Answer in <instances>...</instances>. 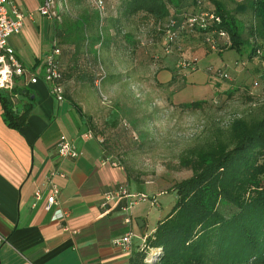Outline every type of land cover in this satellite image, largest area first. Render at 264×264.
<instances>
[{
	"label": "crops",
	"instance_id": "obj_1",
	"mask_svg": "<svg viewBox=\"0 0 264 264\" xmlns=\"http://www.w3.org/2000/svg\"><path fill=\"white\" fill-rule=\"evenodd\" d=\"M87 2L65 0V6L69 3L78 11L75 18L96 13L93 4L89 6ZM40 3L41 0H10L8 4L9 8L15 5L24 14L22 28L9 37L8 46L28 71L26 76L13 77L12 85L26 88L30 93L26 95L23 90L20 95L15 94L13 104L19 111L24 103L32 109L27 123L16 130L3 121L0 104V234L5 238L0 245V264H127L132 252L154 231L157 221L170 211L176 196L171 193L173 202L170 201V208L165 213L158 211L162 205L158 198L164 195L158 192H151L149 198L129 208H125L129 201L126 198L101 207L103 195L121 184L127 185L132 196L141 193L124 184L121 168L110 160L113 156L110 148L99 142L95 131V137H83L89 129L115 124L109 121L111 111L102 118L104 108L98 103L97 95L92 96L95 87L79 71L78 65L84 60L79 59L76 48L70 49L72 45L62 46L59 56L65 72L64 100L58 102L50 95L49 85L41 78L44 57L51 49L55 26L58 25L60 38L66 34V18L63 13L58 16V22L41 16L38 12ZM105 6L107 15L101 32L99 26H91L90 35L92 38L104 35L105 44L97 47L95 59L107 64L105 59L102 60L101 49L121 50V54H125L134 41L123 31L124 23L130 17L123 14L122 3L105 0ZM185 39L187 37L181 38ZM183 45L189 52L191 45L186 40ZM162 55L160 61L164 69L176 63L175 54ZM84 66L83 63L80 68ZM105 72L107 76L101 85L106 90L128 77L123 70L116 74L109 69ZM34 75L38 80L31 83ZM111 76L115 77L109 78ZM61 135L74 141L80 156L62 158L57 155L55 145ZM54 170L63 174L55 175L53 180L60 190L59 207L70 213L67 220L70 230L52 222V209L46 207L48 175ZM36 189L42 191L39 199L34 197ZM151 215L156 217V222L150 227L148 219ZM127 217H131L132 224L125 222ZM129 228L135 235L132 250L128 252L114 246L112 241Z\"/></svg>",
	"mask_w": 264,
	"mask_h": 264
},
{
	"label": "trees",
	"instance_id": "obj_2",
	"mask_svg": "<svg viewBox=\"0 0 264 264\" xmlns=\"http://www.w3.org/2000/svg\"><path fill=\"white\" fill-rule=\"evenodd\" d=\"M118 1L126 17L143 14L156 25H163L164 33L167 30L174 33L175 41L190 37L204 42L205 36H216L213 30L219 28L229 37L228 49L243 53L250 48L247 53L250 59L264 52V0L236 3V14H251L248 27L220 0ZM207 9L221 16L219 25L209 23L202 28L189 22ZM104 22L105 18L101 22L97 12L66 19L63 38L58 35V25L55 26L53 39L61 52L64 45H72V51L76 48L85 65L82 69L83 63L78 65L79 71L92 84L90 67L99 61L95 59L97 47L104 45L105 39L103 34L92 38L90 27L99 26L101 32ZM59 56L63 83L65 72ZM106 76L105 72L102 82ZM112 77L115 76L109 78ZM23 90L30 95L26 88L15 85L0 88L3 121L16 130L27 123L32 109L25 103L22 111L14 107V95ZM195 105L196 102H191L184 106ZM181 164L191 169V175L166 190L175 194L174 204L157 221L143 244L132 252L127 264H264V114L251 121L234 120L228 142L219 141L196 150L191 157H183Z\"/></svg>",
	"mask_w": 264,
	"mask_h": 264
},
{
	"label": "rangeland",
	"instance_id": "obj_3",
	"mask_svg": "<svg viewBox=\"0 0 264 264\" xmlns=\"http://www.w3.org/2000/svg\"><path fill=\"white\" fill-rule=\"evenodd\" d=\"M64 1L57 0V17H53L57 22L62 13L67 20L75 19L78 13ZM220 1L248 27L251 14L235 12L236 3L242 0ZM86 4L92 5L89 0ZM124 26L123 31L134 42L125 54L101 49L107 63L101 65L114 74L123 70L128 77L107 90L100 85L92 94L104 108L102 118L111 111L109 121L115 125L92 131L105 138L103 144L113 154L110 160L121 168L124 184L148 198L151 192L164 193L158 198L162 204L158 211L165 213L173 202V195L166 190L192 173L181 164L182 158L219 141L228 142L234 120L251 121L264 114V52L250 59V48L243 53L234 49L209 51L199 38L190 37L185 39L191 45L189 52L181 39L166 52L163 25L136 14ZM163 53L176 57L168 69L161 67ZM183 59L196 61L183 68ZM209 68L214 73H209ZM217 71L227 76L217 77ZM191 102L196 105L184 106ZM155 219L154 215L148 219L150 227Z\"/></svg>",
	"mask_w": 264,
	"mask_h": 264
},
{
	"label": "built area",
	"instance_id": "obj_4",
	"mask_svg": "<svg viewBox=\"0 0 264 264\" xmlns=\"http://www.w3.org/2000/svg\"><path fill=\"white\" fill-rule=\"evenodd\" d=\"M10 0H0V88L10 89L13 82V77H23L26 76L28 71L20 61V59L15 55L14 50L8 46V39L12 35L19 33L22 28L24 14L21 10L12 5L10 8L8 6ZM64 1V0H63ZM94 8L98 13L99 20L102 22L106 16V6L105 0H91ZM65 3V1H64ZM57 0H41L38 12L41 16L47 18H53L57 14ZM222 21L221 16H219L214 10L207 9L202 11L198 15L191 17L189 19L190 23H197L200 27H207L209 23L219 25ZM167 42L165 44V51L170 52L172 50V45L175 43V35L170 30L165 32ZM213 34L216 36L207 35L204 38V44L208 46L209 51L222 52L230 46V40L227 33L219 28L213 30ZM61 53V47L57 44L55 39H52L51 49L44 57L43 74L41 78L49 85V93L58 102L64 100V87L62 83V71L59 67L57 57ZM196 60L189 61L183 59V68L188 66H193ZM90 71L93 74V86L99 88L102 82V78L105 75V71L98 61L94 66L90 67ZM209 73H214L213 68L208 69ZM217 77L227 76L223 71H217L215 74ZM38 80L37 76L31 77V83H36ZM84 138L91 139L95 137L93 131L89 129L83 134ZM99 142L104 143L103 137H97ZM55 149L57 155L62 158H77L81 155V152L75 146L73 140L69 139L65 135H61L56 142ZM116 165V163H115ZM61 172L57 170L51 171L48 175V192L45 196L47 209H52L51 218L52 222L58 223L62 229L70 230L67 220L70 217V213L67 210L59 207L57 202V197L60 192L58 185L54 182L53 178L55 175ZM42 196L41 189H36L34 192L35 199H39ZM123 198L129 199L125 208H129L131 205L139 201H144L147 197L143 194H138L132 196L127 185H119L116 189L106 192L103 195V200L101 202V207L108 206L111 202L118 203ZM127 224H132L133 221L131 217L125 219ZM76 233V230L72 231ZM134 231L132 228L127 229V231L119 238L112 241L113 245L124 251L132 250V240L134 237ZM5 241V238L0 234V245Z\"/></svg>",
	"mask_w": 264,
	"mask_h": 264
},
{
	"label": "water",
	"instance_id": "obj_5",
	"mask_svg": "<svg viewBox=\"0 0 264 264\" xmlns=\"http://www.w3.org/2000/svg\"><path fill=\"white\" fill-rule=\"evenodd\" d=\"M138 225H139V227H141V224L140 223Z\"/></svg>",
	"mask_w": 264,
	"mask_h": 264
}]
</instances>
